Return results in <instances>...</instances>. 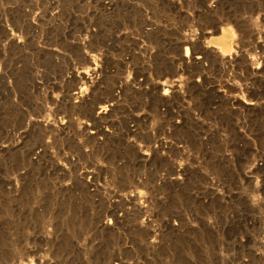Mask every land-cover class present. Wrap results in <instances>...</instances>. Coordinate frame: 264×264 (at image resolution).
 Wrapping results in <instances>:
<instances>
[{"label": "rangeland", "instance_id": "374dc122", "mask_svg": "<svg viewBox=\"0 0 264 264\" xmlns=\"http://www.w3.org/2000/svg\"><path fill=\"white\" fill-rule=\"evenodd\" d=\"M41 1L0 0V264H264V0Z\"/></svg>", "mask_w": 264, "mask_h": 264}, {"label": "bare ground", "instance_id": "6f19581e", "mask_svg": "<svg viewBox=\"0 0 264 264\" xmlns=\"http://www.w3.org/2000/svg\"><path fill=\"white\" fill-rule=\"evenodd\" d=\"M24 1H25V0H24ZM45 1H46V0H45ZM47 1H48V0H47ZM52 1H53V0H52ZM85 1H86V0H85ZM99 1H100V0H99ZM38 2H39V1H38ZM41 2H43V0H42ZM79 2H80V1H79ZM86 2H87V1H86ZM94 2H95V1H94ZM97 2H98V1H97ZM31 3H32V2H31ZM50 3H51V2H50ZM39 4H41V3H39ZM98 4H99V3H98ZM61 5H62V3H61ZM63 5H65V0H64V4H63ZM75 5H76V4H75ZM110 7H111V6H110ZM77 8H78V6H77ZM39 18H41V17L39 16ZM41 20H42V19H41ZM38 21H39V20H38ZM33 32H34V31H33ZM15 37H16V36H15ZM17 37H18V36H17ZM224 40H225V39H224ZM18 42H19V41H18ZM11 43H12V42H11ZM186 53H187V50H186ZM184 57H185V56H184ZM186 57H188V56H186ZM84 60H85V59H84ZM86 62H88V61H86ZM158 63H159V62H158ZM160 64H161V63H159L158 66H160ZM162 64H163V62H162ZM162 64H161V66H162ZM250 65H251V64H250ZM252 67H253V64H252ZM162 68H163V67H162ZM253 68H254V67H253ZM254 69H255V68H254ZM258 69H259V68H258ZM256 70H257V69H256ZM253 71H254V70H253ZM83 72H84V71H82L81 73H83ZM254 72H255V71H254ZM85 73H86V72H84V74H85ZM97 73H98V72H97ZM163 75H164V74H163ZM80 77H81V76H80ZM90 77H91V76H90ZM93 77H96V76H93ZM73 78H74V77H73ZM81 79H85L83 75H82V78H81ZM74 80H75V79H74ZM96 82H97V81H96ZM99 82L101 83V81H99ZM97 83H98V82H97ZM97 83H95L94 85H96ZM103 84H104V83H102V85H103ZM94 85H93V86H94ZM99 85H100V84H99ZM99 85H97V88H98ZM100 87H101V86H100ZM76 88H77V87H76ZM99 89H100V88H99ZM102 90H103V89H102ZM107 90H109V89H107ZM96 91H97V90H96ZM99 91H100V90H99ZM105 91H106V89H105ZM107 92H108V91H107ZM103 93H104V92H103ZM105 93H106V92H105ZM107 94H108V93H107ZM164 94H165V93H164ZM76 95H77V94H76ZM91 95H92V94H91ZM104 95H105V94H104ZM111 95H112V94H111ZM81 96H82V95H81ZM81 96H80V97H81ZM88 96H89V95H88ZM92 96H93V95H92ZM92 96H91V99H93ZM97 96H98V95H97ZM97 96H96V97H97ZM87 98H88V97H87ZM94 98H95V97H94ZM107 98H108V97H107ZM111 98H112V97H111ZM111 98H110V99H111ZM68 99L70 100V98H68ZM88 99H89V98H88ZM91 99H90V100H91ZM97 99H98V97H97ZM85 100H86V99H85ZM85 100H84V101H85ZM95 101H97V100H95ZM98 101H100V100H98ZM104 101H105V99H104ZM86 102H87V101H85L84 103H86ZM89 102H90V101H89ZM89 102H88V104H91V103H92V102H91V103H89ZM82 103H83V102H82ZM93 103H94V102H93ZM104 103H105V102H104ZM82 105H83V104H82ZM86 105H87V103H86ZM91 105H92V104H91ZM103 105H104V104H103ZM108 105H109V104H108ZM83 106H84V105H83ZM88 107H89V105H88ZM106 107H107V106H105V105H104V106H101V107H99V108L96 107V108L99 109V113H98V110H97V113H98L99 115H105V114H107L106 111H108V110H107L108 108H106ZM85 108H87V107L85 106ZM90 108H92V107L90 106ZM90 108H88V110H89ZM93 108H94V107H93ZM93 108H92V109H93ZM83 109H84V107H83ZM94 109H95V108H94ZM83 111H85V110H83ZM92 111H93V110H92ZM92 111H91V112H92ZM94 111H95V110H94ZM81 112H82V111H81ZM85 112H86V111H85ZM88 112H89V111H88ZM91 112H89V113H91ZM86 113H87V112H86ZM89 113H87V114H89ZM107 115H108V114H107ZM94 120H95V119H94ZM63 128H64V127H63ZM82 128H83V127H82ZM88 128H89V127H88ZM50 129H51V128H50ZM83 130H84V129H83ZM91 134H92V133H91ZM67 143H68V142H67ZM68 144H70V143H68ZM70 146H71V145H70ZM68 147H69V145H68ZM78 149H79V148H78Z\"/></svg>", "mask_w": 264, "mask_h": 264}]
</instances>
